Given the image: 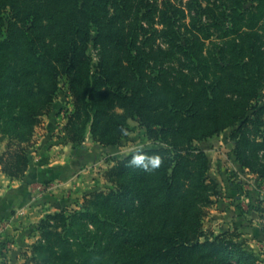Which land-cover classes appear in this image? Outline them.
Segmentation results:
<instances>
[{"label": "trees", "instance_id": "trees-1", "mask_svg": "<svg viewBox=\"0 0 264 264\" xmlns=\"http://www.w3.org/2000/svg\"><path fill=\"white\" fill-rule=\"evenodd\" d=\"M63 79L74 149L88 134L120 146L130 120L157 146L115 161L113 189L81 210L47 215L32 264H261L235 234L205 230L219 190L197 145L235 129V159L264 177V0H0L7 177L26 175Z\"/></svg>", "mask_w": 264, "mask_h": 264}, {"label": "rangeland", "instance_id": "rangeland-1", "mask_svg": "<svg viewBox=\"0 0 264 264\" xmlns=\"http://www.w3.org/2000/svg\"><path fill=\"white\" fill-rule=\"evenodd\" d=\"M173 1L179 4L181 0ZM182 1L186 2L188 0ZM205 21H208V19ZM216 33L217 36L215 39L218 37V32ZM207 45L209 49H213L215 47L214 43L210 41ZM89 52L93 60L97 62L99 58V49L95 47L94 44H91ZM57 100H64L65 102H68L59 112L61 115L60 122H62V124H64V122L67 123L68 116L73 111L74 106L73 98L69 94L68 85L65 79L61 81V91ZM257 104L260 106L264 105V91L261 93V97L259 98ZM46 116H43L40 119V123L35 130L34 138L28 148L30 166L32 163H35V165L38 166L50 159H53L56 161V166L58 168L60 165H65L64 162L67 163V160L73 162L74 159L69 154L71 152L70 149L66 152L61 147H57L54 149L55 151L50 157L44 155L43 150L41 151L38 149L39 141L47 131ZM234 130L235 129L232 128L227 129L219 136L218 139L214 140L212 144L207 145L205 143H198L197 146L210 151L212 155V160L210 162L212 174L214 173V170L217 169L218 164H223V168H220L218 172L221 173L224 184H228L229 186L233 184L235 185L234 187L238 188V190H236V194L231 195L230 198L232 201L231 203H233L234 206L236 205L239 210L243 221H239V229L232 230L229 233L235 234L237 236L235 241L243 243L249 251L253 252L260 259L261 264H264V177L261 178L258 175L252 174L248 170L242 168L235 157L231 156V153H233L235 148V143L231 141V133ZM57 132L58 135H55V142H60L62 145L63 135L61 131L58 130ZM86 137L85 141L90 139V143L99 144L93 140L90 134ZM124 137L125 138L122 140L120 146H117L116 149H111V153H103L98 161L92 160L87 164L82 165L77 171L71 169L70 172L65 173L64 175L65 177L68 175L67 179L69 181L66 185L64 184L63 187L67 185L74 187V184L77 187L78 184L83 185L84 183L89 182L93 187L91 192L88 194L100 191L107 192L113 189V185L107 178V173L113 166H115V161L124 159L135 152L148 148H155L157 146L154 140L147 137L146 130L141 128L137 121H129V130ZM8 143L9 139L0 134V161L2 156L7 151ZM84 143L80 148L84 146ZM89 148L91 149V146H89ZM29 170L30 167L24 177L13 180L2 172V166L0 164V264H32L31 249L36 242L41 240V221L49 214H55L62 211H67L68 213L79 211L82 209L84 204L83 196V198L75 204L70 205L67 208H62L59 211L45 212L44 210H41L43 204H47V201L50 202L55 195L61 192V188L57 187L55 189V184L58 182H55L52 179L40 181L39 179L45 177L47 178V176L41 175V173L38 174L39 181H35V178L31 179L29 177ZM246 172L252 177H246ZM57 173L58 175L61 174L59 171ZM32 174L35 173L33 172ZM81 180H84V182H81ZM14 184H16L17 187L20 186L21 188L20 191L22 194L20 195L21 201L19 203L10 201L12 200L11 194L6 193L7 191L12 190V186H16ZM60 184L62 183L60 182ZM218 190L219 193L213 198L214 203H216L220 197L219 184ZM63 194L65 195V199L69 197L67 191L66 193L63 192ZM237 195L239 196L238 199H236ZM211 207L212 205L207 208V215L204 222L205 230L206 219ZM37 212L40 213L38 217ZM253 216L255 217L253 218Z\"/></svg>", "mask_w": 264, "mask_h": 264}, {"label": "crops", "instance_id": "crops-1", "mask_svg": "<svg viewBox=\"0 0 264 264\" xmlns=\"http://www.w3.org/2000/svg\"><path fill=\"white\" fill-rule=\"evenodd\" d=\"M67 103L68 102H65L64 100L55 101L53 105V110L51 111L49 115L45 117L47 121L46 123L47 131L44 133L42 139L39 141L38 149L41 151L43 150L44 155L48 157L53 155V152L55 151L54 149L57 147H61L66 152L68 151V149H70L71 152L69 154L73 157L74 161L70 162L69 160H67L68 161L67 163L64 162L65 165H60L57 168L56 161H54L53 159H50L49 161H46L43 164H40L38 166H36L35 163H32V165L30 166V170H29L30 171L29 177L31 179L35 178V181H37L39 178L38 174L41 173V175H45L47 176V178L45 177V178L39 179L40 181H47V179H52L53 181L58 182L57 184H55V189L57 187L61 188L60 190L61 192H59V194L55 195L54 198L50 200V202L47 201L48 202L47 204H43L41 210H44L45 212H49V211L55 212V211H59L62 208H67L68 206L75 204L81 198H83V196L91 192L93 186H91L89 182L84 183L83 185L78 184L77 187L75 184H74V187L70 185L63 187V185L64 184L66 185V183H68L69 181L67 179L68 175L65 177L64 175L65 173L70 172L71 169H74V171H77L82 165L87 164L88 162L92 160L98 161L101 158V155L103 153H107V152L111 153V149L117 148V147H102L99 144L92 143V142L90 143L89 141L90 139H87V141H85L84 146L82 148L73 149V147L69 143L68 135L65 130L66 122H64V124L60 122L61 115L59 112L60 110H62V108ZM58 130L61 131L63 135L62 145L60 142H55L56 140L55 135L56 136L58 135V132H57ZM219 136L220 135L214 136L213 138H210L201 143H205L207 145L212 144L214 140L219 138ZM89 146H91V149L89 148ZM201 149H203L207 153L209 159L212 160V155L210 151H208L205 148H201ZM231 156H234L233 153H231ZM68 163L69 164L71 163V164L69 165ZM220 168H223V164L221 165L218 164L217 169L214 170L213 174L211 172V166L209 170V177L212 179V181L214 180L220 186V197L216 201V203H214L212 207L209 209L208 217L206 219V230L208 229V231H212L214 232V234L231 232L232 230L239 229L240 227L239 221L243 219L240 216L241 214L239 210L237 209L236 205L234 206V204L231 203L232 201L230 198L231 195L236 194V190H238V188L234 187L235 185L233 184H231L230 186L228 184H224L223 179L221 177V173L218 172ZM58 171L61 172V174L58 175L57 173ZM33 172L35 174H32ZM36 176H37V179H36ZM246 177L249 178L252 176L246 172ZM60 182L62 184H60ZM81 182H84V180H81ZM11 188L12 190H9L6 192V193L11 194L12 200L10 201L19 203L21 201L20 195L22 194L20 191L21 189L20 186L17 187L16 185L14 187L12 186ZM240 189H241V186H240ZM66 191L69 197L65 199L64 198L65 195L63 194V192L66 193ZM238 197L239 196L237 195L236 199H238ZM37 213H38L37 214V217H38L40 213L39 212ZM254 217L255 216H253V218Z\"/></svg>", "mask_w": 264, "mask_h": 264}, {"label": "clouds", "instance_id": "clouds-1", "mask_svg": "<svg viewBox=\"0 0 264 264\" xmlns=\"http://www.w3.org/2000/svg\"><path fill=\"white\" fill-rule=\"evenodd\" d=\"M137 159H139V158H137ZM154 163L158 165L160 163L159 158H156V160L154 161Z\"/></svg>", "mask_w": 264, "mask_h": 264}]
</instances>
